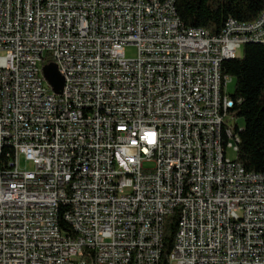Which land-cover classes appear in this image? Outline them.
Returning <instances> with one entry per match:
<instances>
[{
	"label": "built area",
	"instance_id": "2783aa9c",
	"mask_svg": "<svg viewBox=\"0 0 264 264\" xmlns=\"http://www.w3.org/2000/svg\"><path fill=\"white\" fill-rule=\"evenodd\" d=\"M246 38L264 7L211 34L176 0H0V264H160L177 209L170 264H264V172L227 156Z\"/></svg>",
	"mask_w": 264,
	"mask_h": 264
},
{
	"label": "trees",
	"instance_id": "16d2710c",
	"mask_svg": "<svg viewBox=\"0 0 264 264\" xmlns=\"http://www.w3.org/2000/svg\"><path fill=\"white\" fill-rule=\"evenodd\" d=\"M263 7L264 0H176L177 13L186 27L205 28L211 34L219 33L229 18L254 19ZM241 48L243 56L222 63L223 73L236 78L232 110L245 121L237 160L248 171L264 172V43H247ZM51 62L54 58L44 57V65ZM178 220V209L165 218L160 264H170Z\"/></svg>",
	"mask_w": 264,
	"mask_h": 264
},
{
	"label": "rangeland",
	"instance_id": "374dc122",
	"mask_svg": "<svg viewBox=\"0 0 264 264\" xmlns=\"http://www.w3.org/2000/svg\"><path fill=\"white\" fill-rule=\"evenodd\" d=\"M137 55H138V48L136 45L130 44V45H127L125 47V56L127 58H135V57H137ZM237 56L238 57L243 56V49L242 48L240 50H238ZM235 87H236V78L233 77V80L228 85V93L230 95H233L235 93ZM237 121L241 127H243L245 125V121H244L243 117L238 116ZM227 156L229 158L235 159L237 157V153L234 150L229 149L227 152ZM19 164H20L21 169L33 170L35 167L32 162L26 160L24 155L20 156Z\"/></svg>",
	"mask_w": 264,
	"mask_h": 264
},
{
	"label": "water",
	"instance_id": "95a60500",
	"mask_svg": "<svg viewBox=\"0 0 264 264\" xmlns=\"http://www.w3.org/2000/svg\"><path fill=\"white\" fill-rule=\"evenodd\" d=\"M43 72L46 79L53 87L54 92L57 94H61L63 91L65 80H64V76L59 71L57 64L55 62H51L44 65ZM263 111H264V107H263Z\"/></svg>",
	"mask_w": 264,
	"mask_h": 264
},
{
	"label": "bare ground",
	"instance_id": "6f19581e",
	"mask_svg": "<svg viewBox=\"0 0 264 264\" xmlns=\"http://www.w3.org/2000/svg\"><path fill=\"white\" fill-rule=\"evenodd\" d=\"M247 43H264L263 42V39H259V38H246L244 40V44H247ZM243 45H241L242 47ZM240 47V48H241ZM237 54L235 53H226L222 56V63L223 61L227 60V59H232V58H235ZM237 153V152H236ZM4 156V148H0V160H2Z\"/></svg>",
	"mask_w": 264,
	"mask_h": 264
},
{
	"label": "snow or ice",
	"instance_id": "6c2138e0",
	"mask_svg": "<svg viewBox=\"0 0 264 264\" xmlns=\"http://www.w3.org/2000/svg\"><path fill=\"white\" fill-rule=\"evenodd\" d=\"M146 135H148V136H152L153 134H151V133H148V134H146Z\"/></svg>",
	"mask_w": 264,
	"mask_h": 264
}]
</instances>
